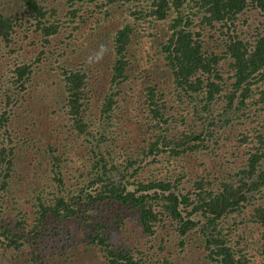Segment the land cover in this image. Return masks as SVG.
Returning a JSON list of instances; mask_svg holds the SVG:
<instances>
[{
	"label": "rangeland",
	"instance_id": "374dc122",
	"mask_svg": "<svg viewBox=\"0 0 264 264\" xmlns=\"http://www.w3.org/2000/svg\"><path fill=\"white\" fill-rule=\"evenodd\" d=\"M38 1L46 11L43 24L56 27V35L44 37L37 30L36 22L23 9L22 0H3L1 3L2 12L7 16L12 15L20 26L16 27L10 46L6 47L0 40V118H7L6 121L0 119V144L11 140L15 149L13 171L8 181L10 190H0V221L3 218L5 222L8 218L15 220L19 214H25L31 223L37 212L36 198L54 192V186L60 178L67 185L81 187V182L87 183V172L92 168L93 161L101 158V153L114 166L124 164L123 170L127 165L125 156L137 150L143 138L150 139L156 134L154 131L146 132L149 112L144 99H141L148 75H152L156 84L161 83L168 115L178 118L182 110L190 106V101L182 103L174 96L172 78L163 76L169 75V70L165 67L162 45L172 35L169 26L173 16L165 21L148 17L146 13L151 4L148 0L107 8L103 7L100 0ZM139 11L145 15L142 19L132 16L131 13ZM125 25L133 29L128 54V80L121 86V96L116 99L120 102L114 109L112 137L105 145L99 142V147L96 141L77 138L73 131L69 132L71 125L61 115V109L67 104L62 83L67 71L83 72L87 82L88 104L92 114L98 116L112 86L115 58L113 36ZM190 28L194 34L200 35L207 56L214 53L222 57L219 65L222 77L220 83L223 94L231 92L232 61L225 54V42L230 38L239 39L252 47L256 40L264 37L263 14L260 10L248 9L232 26L209 28L200 26L195 20ZM22 62L33 66V73L30 80H26L23 90L17 87L18 84L7 83L5 77L7 72L21 66ZM262 92L264 81L253 85L243 110H236L232 122L224 130H219L222 137L217 140L218 148L169 161L165 157H158V163L135 155L139 160L135 167H130L129 172L137 170L142 161L146 167L140 169L137 176L127 174V180L135 183L137 178L159 180L168 176L172 179L185 174L186 179L180 190L186 194L192 191L193 181L190 179L210 177L214 182L221 178L228 171V160L242 163L243 156L237 155L246 149V144L241 140L254 141L259 135H264ZM223 111L222 104L214 105L207 116L217 118ZM180 116L172 124L176 132L186 131L192 124V118L189 120L186 112ZM183 116L186 122L182 121ZM42 137L47 138V143L52 142L55 148L53 155H48L47 150L31 149L32 140ZM247 210L243 218H247ZM132 218L131 214L124 213L117 226L108 230V235L110 243L117 250L124 249L127 254H131L136 264L141 256L155 264H209L205 253L206 244L202 241L210 234L202 235L200 227L189 232L185 238H180L176 231L177 224L163 218L156 224L154 234L149 236ZM192 219L204 223L202 215H195ZM219 229H223V234L227 235L229 247L249 256L253 264H261L257 254L260 246L259 226L246 225L241 217L232 215L222 217ZM33 242L42 243L40 253L44 256L43 260L37 257L33 259L34 254L28 246L21 253L0 249V264H106L97 247L89 245L83 230L74 225L65 230V242L68 244L66 251L61 249L62 244L41 236Z\"/></svg>",
	"mask_w": 264,
	"mask_h": 264
},
{
	"label": "trees",
	"instance_id": "16d2710c",
	"mask_svg": "<svg viewBox=\"0 0 264 264\" xmlns=\"http://www.w3.org/2000/svg\"><path fill=\"white\" fill-rule=\"evenodd\" d=\"M2 1L0 0V40L8 47L12 43L16 27L20 26L12 15L7 16L2 12ZM22 1L23 9H26L29 17L36 22L37 30L44 37L58 33L56 27L43 24L46 11L38 0ZM148 1L151 3L146 13L148 17L165 21L173 16L169 26L172 35L162 45L165 67L169 70V75L163 76L172 78L174 96L180 102L190 101V106L182 110V114L186 112L189 120L192 118V124H189L186 131L176 132L172 124H175L182 114L178 118L167 114L161 83L156 84L152 75H148L141 99H144L146 110L149 112L146 132L154 131V137L143 138L142 145H138L137 150L125 156L124 162L126 161L127 165L123 170L121 169L124 164L114 166L109 163V159L105 160L101 153V158L93 161L92 168L87 172L89 181L85 184L81 182V187L67 185L61 178L58 179L54 192L36 198L37 212L31 223L25 214H19L15 220L8 218L6 222L2 218L1 250L21 253L29 246L34 254L33 259L37 257L43 260L44 256L40 253L42 243L33 242L34 239L41 236L54 243H60L61 249L66 251L68 244L65 242V230L74 225L83 230L88 244L97 247L106 264H136L131 254H127L124 249L117 250L110 243L108 235V230L117 226L124 213H129L133 216L132 219L138 221L144 234L149 236L154 234L156 224L163 218L177 224L176 231L180 238H185L189 232L200 227L202 235L210 234L202 241L206 244L205 253L209 264H253L249 256H245L241 251L235 252L228 246L227 235L223 234V229H219L223 216L236 215L241 217L246 225L259 226L260 246L257 254L261 258V264H264V135H259L254 141L241 140L246 144V149L237 155L243 156L241 164L226 160L229 164L228 171L214 182L210 177L190 179L189 181H193L192 191L186 194L180 190L186 179L185 174L172 179L168 176L159 180L137 178L135 183L126 178L127 174L137 176L140 169L146 167L142 161L137 170L129 172L130 167H135L136 161L139 160L135 155H142L149 161L158 163V157H165L169 161L219 147L217 140L222 137L219 130H224L232 122L233 116L237 114L236 110H243L253 85L264 81V37L256 40L252 47L239 39L230 38L225 42V54L232 61L233 84L232 91L223 94L220 83L222 77L219 73L222 57L214 53L207 56L200 35L194 34L190 27L194 25L195 20H198L200 26L209 28L217 25L232 26L248 9L260 10L264 18V0ZM100 2L107 8L118 4L139 3L140 0ZM131 14L137 19L145 16L142 11ZM132 35V27L125 25L113 36L115 58L112 86L98 116L92 114L88 104L85 74L77 70L64 74L62 87L67 94V104L61 109V115L70 123L69 132L73 131L75 137L96 141L99 147V142L105 145L109 137H112L114 109L120 102L116 99L121 96V86L128 80V54ZM22 63L13 71L7 72L5 77L7 83L18 84L17 87L23 90L26 80H30L33 73V66L31 63ZM11 73L13 77H10ZM220 104L223 105V114H219L217 118L208 117L214 105ZM0 119L7 120L6 117ZM182 121L186 122V117L183 116ZM31 144V149L47 150L48 155H53L55 148L52 142L47 143V138L34 139ZM14 157L15 149L11 140L1 143V191L10 190L8 181L13 171ZM246 209L247 218H243ZM195 215H202L204 223L195 222L192 219ZM181 245L183 246V242ZM55 252L52 254L58 257ZM142 257L138 258L137 264H155L152 260Z\"/></svg>",
	"mask_w": 264,
	"mask_h": 264
}]
</instances>
